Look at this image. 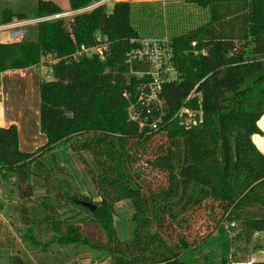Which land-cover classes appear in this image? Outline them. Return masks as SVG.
Returning a JSON list of instances; mask_svg holds the SVG:
<instances>
[{"label":"trees","instance_id":"obj_1","mask_svg":"<svg viewBox=\"0 0 264 264\" xmlns=\"http://www.w3.org/2000/svg\"><path fill=\"white\" fill-rule=\"evenodd\" d=\"M101 1L70 0V8L79 11ZM195 3L210 12V21L173 35L182 81L164 87L168 123L152 136L129 120L142 80L130 74L127 56L136 47L132 40L148 36L144 17H153L159 4L103 5L76 16L70 28L64 20L45 22L33 41L0 42V74L39 67L49 57L54 61L52 81L40 84V131L48 142L34 154L25 153L17 126L0 127V175L20 178L31 189L34 180L46 190L56 187L41 197L42 211L33 209L32 223L53 224V241L61 246L83 243L101 250L82 238L78 226L64 220V233L62 223L55 222L71 204L101 225L114 264H249L241 258L240 244L251 255L264 251L260 240L254 244L264 234V155L252 140L262 134L258 122L264 117V0ZM37 10V18L64 13L44 0H38ZM15 20L28 18L0 2V25ZM98 33L110 44L104 61L98 55L74 59L82 47L98 45ZM195 41L207 56L192 52ZM146 68L141 61L133 66L136 72ZM199 83L204 123L189 131L170 121ZM160 133L169 142L185 138L187 154L155 187L140 161L155 169L158 158L147 155V145ZM59 149L92 156L101 199L95 211L82 204L91 201L87 196H69L64 181L54 182L56 165L48 167L41 158L51 154L54 161ZM126 201L133 212L122 217L126 229L119 232L117 205Z\"/></svg>","mask_w":264,"mask_h":264},{"label":"rangeland","instance_id":"obj_2","mask_svg":"<svg viewBox=\"0 0 264 264\" xmlns=\"http://www.w3.org/2000/svg\"><path fill=\"white\" fill-rule=\"evenodd\" d=\"M37 4L38 0H13V2L5 3L6 8L17 13H24L28 18L25 21L15 20L12 24L31 22L15 29V31L24 32V37L17 40L23 41L28 39L33 41L37 38V26L39 24L34 23L38 19L36 17L38 11ZM167 7L164 9L163 5L159 3L158 8L153 13V17H144L145 22L150 27L159 29L158 34H164L166 32L164 28L165 22L167 24L166 29L173 37L175 33L190 32L192 29L207 25L210 21V12L195 4L174 2V4L168 5ZM81 15L84 14L72 15L64 19L67 27L70 26V23L76 16ZM4 26L0 25V29ZM8 32H11V30ZM2 33L0 32V34ZM52 62H54L53 58L49 57L44 59L43 64L40 66L45 67L43 70V74H45L44 81L47 76H51L49 71H51L50 66ZM40 70L42 72V68ZM35 93L38 99L37 92ZM18 95L22 101L23 99L21 97L23 95ZM21 101L18 105L22 106L23 104L24 106V103ZM32 104L35 105L36 101ZM31 120V124L33 125L31 126V130L36 132L38 117L35 116ZM186 144L185 138H178L169 142L167 137L162 133L154 137L147 145V155L153 160L158 158L155 169L153 170L152 167L148 166L144 158L140 161L141 167L145 169L147 182L158 187L165 180V172L175 170L174 164L178 160L183 164L187 154ZM51 156V154H47L44 158H41V156L40 158L42 160H48V167H54L56 165L58 172L54 182L64 181L67 184L65 189H63L65 193H68L69 196L73 194L87 196L91 201L85 203L95 205V203L101 201L99 187L96 183V168L94 167L91 155L85 152L78 153L68 149L64 151L63 149H59L53 158L54 161ZM44 185L45 183H37L34 180L32 184L34 189H31L28 183L23 182L20 178L15 176L5 178L0 175V264H114L115 261L109 253L112 244L105 231L81 207L68 204L69 210H61L60 213L64 216L60 217L56 215L55 222L60 221L62 223L64 233L66 232V222L64 220H68L73 226H78L82 238L95 243L101 250L91 248V246L83 243L66 247L61 246L59 242L56 243L53 241L57 235L53 224L41 222L34 225L32 223L33 209L39 207L41 211L43 210L40 205L41 197L45 196L48 192L55 193L56 191V187L46 190ZM31 193L33 195L29 197ZM117 211L118 215L114 221H117L118 231L124 232L126 225L123 222L126 221H123L124 219L122 217H126L133 212L131 204L127 201L120 202L117 205ZM50 216H53V213H50ZM205 227L203 230H205ZM257 236L254 239V244L260 240L264 245V234ZM240 246L245 250L241 254V258L244 261L249 262L250 257L255 254L259 256L256 257L259 260L264 259V251H259L251 255L250 250L246 248V244L243 243ZM253 262L251 261V263ZM251 263L249 262V264Z\"/></svg>","mask_w":264,"mask_h":264},{"label":"built area","instance_id":"obj_3","mask_svg":"<svg viewBox=\"0 0 264 264\" xmlns=\"http://www.w3.org/2000/svg\"><path fill=\"white\" fill-rule=\"evenodd\" d=\"M198 1H227V0H160L164 9L168 8V5L174 4V2H180L182 4H195ZM110 0H103L98 3H94L83 10L72 11L63 14H55L46 18H38L34 23H45L50 21L64 20L72 15L85 14V12L94 11L103 5H107ZM169 3V4H168ZM168 4V5H167ZM198 6V5H197ZM31 22L8 24L3 28L8 30H14L16 28L27 25ZM165 33L157 34L153 37H139L134 39L130 43L136 45V47L128 54L127 62L130 68V74L136 76L142 80L137 90V99L132 103L128 109L129 120L137 124L140 131H146V136H152L159 132L162 126H165L168 122L166 120L167 113L164 109V97L162 95L164 87L166 85L176 84L182 81L181 74L177 67V61L175 60L174 46L172 42V35L166 29L167 24L164 23ZM159 31V30H158ZM14 39H21L24 37L23 31H15ZM97 46L96 47H82L73 57L74 59H80L82 57H92L98 55L102 61L106 57V53L109 50L110 44L106 36L97 34ZM198 42L195 41L192 44V52L195 55L207 56L208 51L204 48L198 49ZM145 62L147 68L145 70L134 71L133 66L139 62ZM52 74V69L50 71ZM206 80V79H205ZM203 80L201 83H203ZM199 83L188 94L189 96L185 100L184 104L177 110L173 121H179V125L186 130H193L195 127L204 123L205 112L202 109L203 95L199 92ZM124 97L129 98L128 93L124 94Z\"/></svg>","mask_w":264,"mask_h":264},{"label":"crops","instance_id":"obj_4","mask_svg":"<svg viewBox=\"0 0 264 264\" xmlns=\"http://www.w3.org/2000/svg\"><path fill=\"white\" fill-rule=\"evenodd\" d=\"M46 2L55 3L64 13L68 11L72 12L70 8V0H44ZM121 1L130 2L132 4L147 3V4H159L160 0H110L109 7H112L115 3ZM1 3L13 2V0H0ZM141 21V20H140ZM13 25V24H11ZM138 27V26H137ZM140 27V26H139ZM139 27L137 28L139 30ZM153 30V31H152ZM158 28L150 27L148 30V36L141 37H153L157 34ZM9 31V30H8ZM6 31L4 28L0 29V42L1 43H15L14 30L11 32ZM8 32V33H6ZM42 68V72L41 69ZM45 67H34L25 70L8 71L0 74V127L9 128L13 125L18 128V135L20 136V150L25 153H35L40 147L47 144V137L40 131V105L39 99L40 84L44 81L45 74L43 70ZM51 70V68H50ZM50 73V71H49ZM51 74V73H50ZM42 78V80H41ZM45 81H52L51 76H47ZM9 90V93H8ZM18 90V91H17ZM18 92V93H17ZM32 92V93H31ZM38 99L36 98V93ZM17 93V94H16ZM23 95L20 100L19 95ZM32 97V98H31ZM31 98V99H30ZM35 100L36 104L33 105L32 101ZM18 101V102H17ZM23 102L24 106L18 105L19 102ZM31 104V105H30ZM33 108V110H31ZM25 116V117H23ZM38 117L37 131L31 130V124L33 118ZM24 118V119H23ZM31 118V119H29ZM258 127L262 130V134L254 135L252 140L255 146L264 155V117L258 122ZM33 129V128H32ZM258 255L250 257L249 262H263L264 259H258Z\"/></svg>","mask_w":264,"mask_h":264},{"label":"water","instance_id":"obj_5","mask_svg":"<svg viewBox=\"0 0 264 264\" xmlns=\"http://www.w3.org/2000/svg\"><path fill=\"white\" fill-rule=\"evenodd\" d=\"M86 208H88V209H90V210H92V211H95L96 210V206L94 205V204H90V203H85V202H83L82 203Z\"/></svg>","mask_w":264,"mask_h":264},{"label":"bare ground","instance_id":"obj_6","mask_svg":"<svg viewBox=\"0 0 264 264\" xmlns=\"http://www.w3.org/2000/svg\"><path fill=\"white\" fill-rule=\"evenodd\" d=\"M31 93H32V92H31ZM31 98H32V97H31ZM31 98H30V99H31ZM34 101H35V100H33L32 103H33ZM30 105H31V104H30ZM31 110H33V108H32Z\"/></svg>","mask_w":264,"mask_h":264}]
</instances>
